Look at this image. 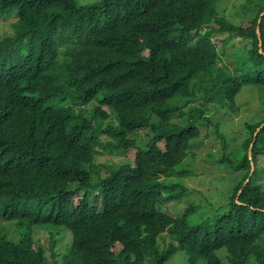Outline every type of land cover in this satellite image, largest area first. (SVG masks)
<instances>
[{
    "label": "trees",
    "instance_id": "trees-1",
    "mask_svg": "<svg viewBox=\"0 0 264 264\" xmlns=\"http://www.w3.org/2000/svg\"><path fill=\"white\" fill-rule=\"evenodd\" d=\"M252 1L234 21L220 0H0V264H264V113L222 150L238 174L223 210L158 209L183 196L164 177L187 172L200 120L264 88ZM99 148L128 161L98 166Z\"/></svg>",
    "mask_w": 264,
    "mask_h": 264
},
{
    "label": "rangeland",
    "instance_id": "rangeland-1",
    "mask_svg": "<svg viewBox=\"0 0 264 264\" xmlns=\"http://www.w3.org/2000/svg\"><path fill=\"white\" fill-rule=\"evenodd\" d=\"M95 0H79L81 3H90ZM247 0H220L218 11L220 14L231 17L234 21H238L236 13ZM261 0H253L248 9L252 12L258 10ZM5 25L9 22L6 20ZM97 103L96 100L90 103L91 106ZM238 105L240 109L231 110L227 107H219L208 114L211 123L206 120H200L199 126L201 137L190 150L186 162L177 166L179 169H186V173L180 176L176 174L164 177V181L171 185L164 189V195L170 196L182 193L183 196L173 199L170 202H163L158 205V209L163 212L181 215L190 202H194L198 208L188 217L189 225H195L204 218L223 210L229 198V191L233 183L237 181L236 175L229 172V168L220 163L222 150L225 154H230L241 147L243 140V122L252 120L264 113V88L262 86H253L245 88L239 96ZM110 120H108L109 122ZM113 121V120H112ZM140 133V132H138ZM137 134V133H136ZM224 134L226 142L222 138ZM135 134H132L134 136ZM107 135L101 136L103 143L109 141ZM101 155L97 157L96 164L112 166L111 170L120 165L127 157L118 155L115 152L99 148ZM128 161V160H127ZM104 173V172H103ZM98 179V178H97ZM94 177V180H97ZM92 191V189H89ZM4 231L11 236L12 227L7 223H2ZM49 229H35L34 239L40 241L48 240ZM162 238V239H161ZM161 246H168L172 242V237L163 234ZM166 264H189L187 262L185 251L178 250L170 255ZM198 264H205L201 260Z\"/></svg>",
    "mask_w": 264,
    "mask_h": 264
},
{
    "label": "water",
    "instance_id": "water-1",
    "mask_svg": "<svg viewBox=\"0 0 264 264\" xmlns=\"http://www.w3.org/2000/svg\"><path fill=\"white\" fill-rule=\"evenodd\" d=\"M253 147V143L251 144L250 146V150H249V155H250V158H251V148Z\"/></svg>",
    "mask_w": 264,
    "mask_h": 264
}]
</instances>
